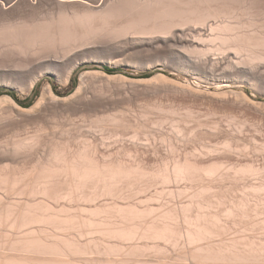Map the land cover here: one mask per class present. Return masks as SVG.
I'll return each mask as SVG.
<instances>
[{"label": "bare ground", "instance_id": "6f19581e", "mask_svg": "<svg viewBox=\"0 0 264 264\" xmlns=\"http://www.w3.org/2000/svg\"><path fill=\"white\" fill-rule=\"evenodd\" d=\"M262 7H264V0H0V87H10L21 94L28 95L31 94L38 82L47 74H51L61 86L66 87L74 71L81 64L96 60H104V62L107 61L116 65L118 63L121 64L123 61L125 62V60L135 62L136 64H143L145 60H149L151 63L154 61L153 64H155V61L159 63L164 62L173 68L174 71L176 70L184 74L187 78L186 80H188L187 84L177 83L178 81L171 83L174 81L170 80V82L169 79H166L162 75H156L147 80H130L121 75H107L102 71L84 70L85 72L79 76V85L76 90L64 98L56 95L50 82H46L43 85L37 101L29 108H22L9 96L10 94L0 96V264H264V210L258 207L260 204L257 203V205L252 200L256 198V201L260 202L262 198L260 196H264V176H262L264 175V163H256L260 165L243 163V165L239 164L240 161H238L240 155H242L240 154L242 153V148L247 149L248 147L247 144L241 142L244 139L238 138L242 135L243 128H245H242L241 125L245 126L244 124L248 121L250 122L245 111H248L249 108H253L254 112L256 110L257 112L264 110V102L262 103L263 105L260 103L255 104L244 91L237 92L231 89L232 84L237 85L239 83L240 85H247L253 92L264 94V32L261 29H258L261 32L253 31L257 30L255 29L256 25L254 26V22L257 19L260 20V18L255 20L254 18L256 17L253 15ZM260 13L262 14L261 11ZM257 16L259 17V15ZM233 18L234 20H232ZM229 20L235 22L237 26ZM262 21L264 22V20ZM238 24L240 27L244 25L248 27L247 25H249V27L252 26L253 28L254 26V29L252 30V28L248 27L249 31L246 28L242 30ZM263 25H261V28H263ZM257 26H259V23ZM129 64L132 65V63ZM149 65L151 66V64ZM93 79L94 81H96L95 79H103L107 83L109 81H119L125 85H131V87H136L138 84L149 85L154 82L155 85L152 88V92L157 90L156 87L159 86L157 84H160V80L163 82L162 86L165 84L167 89L171 83L168 91L170 90L174 96L179 97L181 105H196L194 108H198L197 104L204 105L202 107L207 106L208 109L205 108V110L207 109L206 113L209 110L211 114L198 119V122L200 120L201 123V119L205 117L210 116L209 118H213L212 116L216 113L222 115V117L227 116L228 122L227 117H225L227 123L229 121L232 123L241 121L239 129L236 128L235 130V126L231 122L227 124L221 121L223 122L221 124L220 119L222 117L220 118L216 114V117L219 116V121L210 124V133L215 134V132L221 131V125H232L233 127L229 126L222 130L224 131V143L221 147L219 140V144L217 140H214L219 145V148H216L217 145L214 142L215 148L206 150L205 146L203 147L204 151H210L209 153L215 151L214 154L211 153L210 155L208 153L207 155L212 156L213 159L215 153L219 157L224 152L230 153L228 156L233 157L231 154H237L238 148H240L237 146L238 144L242 143L247 147L240 144L243 147L241 148L242 150H239L241 152H238L240 155L237 154L236 161L238 163L230 161V163H227V160H225L227 161L225 163L224 160L222 162L217 159L215 161H203L206 158L204 157L203 159L201 157L203 151L202 145H200L201 149L198 147L201 153L195 151L197 146L193 147L194 151L193 148L191 149L193 153L195 152L194 154L197 153V159L193 156L194 154L192 155L194 159H191V150L190 152L189 150H184L186 157L183 158V146L181 147L180 144L182 145L187 138H182L183 143L181 142L184 126L179 127V125L183 124L184 122L182 121L185 120H183V117L182 119L180 118L181 114L179 113L183 108L179 107V111H177V108L175 109L174 106L176 104L179 105V103L175 104L174 100L171 103L173 105L174 102V108H171L174 109H172L173 111H176L172 113L177 115L178 112L179 118L176 117V119L177 121L179 119V122L175 121L177 125L175 123L172 124L176 115L174 119L170 120L173 116L170 113L172 110L168 108V118L166 116V111L168 110L164 106L166 110L164 112L163 108L165 120L169 119L170 123L162 121L158 124L162 126L165 124L166 126L167 124L171 125H168L166 128L171 130L170 135L173 138L179 136L178 139L181 142L179 143V148L182 149L177 151V148L172 147L174 146L173 144L169 146L173 140L174 144H178L175 143L176 140L178 142V139L172 140L169 134V136L162 135L160 139L161 143H159L164 146L166 145L165 141H168L170 143L168 144V148L171 147L172 150L174 148L178 154L182 152L180 155L183 157L178 158L174 156L177 159L172 157L171 160L168 159L169 161L166 159V162H164L165 159H162L164 161L160 166L155 165V162L154 164H149L141 158L137 160L138 157H135L134 154L136 158L133 157L134 162H126V160H131L130 158L133 155L130 156L132 152H129L131 151L129 149L132 148H129V151L126 149L127 147L125 148L127 144L124 140L130 141L132 140L131 137L133 139H140L136 132L137 137L132 132V136L129 135V138L126 136L127 139H121V142H124L125 146H120L122 144L121 142L120 144L118 143L120 140H116L113 137L118 144L117 146H120V148L118 147L119 150L115 144L116 142L112 141L113 138L112 140H108L111 143L114 142L115 145L112 146L117 148V153L114 150L111 155H104L103 153L101 154L102 151L99 152L101 146H106L103 143L108 139L106 135L109 132H104L103 130L106 131V129H101L98 126L106 123V127L112 124L114 128L118 126L123 128V125H127L125 123L127 119L124 118L126 121L124 120L125 122H123L122 115L126 116L128 114H125L124 110V113L118 110L120 111V113H117L118 115L113 113V115L116 114L115 116H111L112 112L110 115L107 111V115H105L108 117L105 116V118L103 115L102 118L100 115V120L97 117L99 115L96 116L98 112H94L96 114H93V116H96L97 119L96 117L92 118L93 124H90L92 123L90 121L89 127H82L77 130L79 132L81 129L80 132L85 134L84 131L86 129L85 132L88 130L91 134L90 136H92L94 133L91 132L95 129V125H97V128L93 132H99L98 128H100L101 135L103 134L102 136L104 137L105 134L106 136L104 140L107 138L105 141H102V144L99 143L101 140H99V136L97 135L99 133L94 134L98 136L97 140L99 141L97 142L93 139H96L94 135L90 140H86V138L78 137L77 134L78 139H84L85 141L74 147L75 144L73 143L72 145L70 140L73 141L75 138L73 136L71 137L72 139H67L71 136L67 130L75 126L68 125L70 127L67 130L68 126L64 127L65 129L63 130L60 128L62 130L61 133H65L63 132L64 130L67 132L68 136L66 133L62 134L66 135L67 138L63 139L64 136L60 135L62 140L54 141L52 138V141L51 138L47 137L51 142L48 146L45 145L44 147L48 149L46 154L42 156L43 153H41L40 157L37 155L36 159H32L37 154V151L32 156L31 152L36 150L34 148H38L39 144L42 145L40 143V134L44 131L41 130L42 124L38 125V128L41 126L39 131L36 128H34L36 132L33 134L32 131H29L32 135H29L30 133L28 132L27 136L20 137V132L18 134L11 132L16 135L13 134V137H10L11 139L4 140L3 136L7 132L19 129L22 124H29L31 122L42 123L47 116L50 119L49 115H55L58 112L60 113V111H68L82 106L87 107L93 113V111L102 105V102L98 98L87 96L89 95L87 94L89 93L87 92L88 88L93 87V91H95L94 86L90 85V83H94ZM158 80L160 81L159 83H157ZM166 82L168 85H166ZM202 85L215 86L216 89L210 91V88L204 89ZM103 86L108 85L104 84L101 87ZM159 88L161 89L162 87L160 86ZM100 89H97L99 97L103 93L99 91ZM146 90L148 91L149 88ZM159 91L158 93L161 92ZM154 94L156 93L154 92ZM124 96L127 97L126 94ZM120 98L122 99V97ZM161 98L163 97L161 96ZM148 103L147 105L145 104L146 107H148ZM156 103L157 100H155V103L153 101V104ZM140 104L138 103V105ZM162 104L158 103L155 106L157 108L158 105ZM141 106L137 107L138 111L141 108V111L146 113H142L141 115L144 114L146 117L149 112L154 111L155 107L154 105V107H148L149 109L152 107L153 111H148L147 113L148 108L146 109L145 107L142 110L144 105L143 107ZM169 106L171 105L169 104ZM160 108L162 107L160 106L157 109L158 112L155 109L156 111L153 113L156 114L151 113L148 116L150 122H152L150 117L153 115L160 114V117H164V115H161L163 112L161 111L160 113L159 111ZM190 108L192 107H185L184 110L188 111ZM125 109L129 111L128 106ZM201 109L204 111L203 108ZM184 110L182 111V116L183 113L186 114L187 112H184ZM133 111H135L134 108ZM136 112H132L131 114L134 113L135 115ZM195 112H197V109ZM198 112L196 116L190 111L189 113L191 114L187 112V115L194 118L198 116L199 118L198 114L201 116L204 113ZM139 113L136 117H139ZM119 114L122 119L116 117ZM237 115L241 117V120H239L240 117L236 120L235 117ZM67 116L64 119L65 121L61 119L64 117L60 119L66 122ZM145 116L139 117V121L141 118V121H146L147 118ZM190 116H187L189 117V122H191ZM70 117L69 119L67 118L69 121L71 120ZM128 117L129 114L127 115ZM156 117L159 118V116ZM249 117L253 118L251 115ZM261 117H263L262 114ZM58 118L56 117L55 120ZM81 118L85 119L84 115ZM155 118L152 120L158 122ZM229 118L232 119L230 120ZM55 120L52 119L51 123L55 124ZM61 120L60 122H62ZM86 120L81 121V126L88 125L85 122ZM160 120L164 119L160 118ZM262 120L260 119V121ZM139 121L137 122L139 123ZM187 121L185 122L186 129L187 126L198 124L192 121V124L189 123L188 125ZM73 122L71 120V122H66V124H72ZM203 122L201 123L202 125L205 124ZM138 123L136 126L141 124ZM200 123L197 125L198 128H202ZM251 123L250 125L254 124L257 126L259 122L255 124L256 122L253 123L251 119ZM48 124L53 125L50 124V120ZM133 124H131L132 127L135 126ZM144 124H147V122ZM158 124L156 128H158ZM235 124L238 126L239 123ZM259 124L258 127L261 128ZM34 125L37 127V124ZM141 125L139 128L143 131H151L148 128L146 130V127L144 128L143 126L144 130L141 128ZM153 125L149 127H155ZM162 126L159 128L164 130L165 128ZM171 127L174 128L171 129ZM185 127L184 130L186 131ZM203 127L202 129L207 132L209 123L206 126L207 130L205 126ZM250 127H248V130H251ZM88 128L93 129L90 132ZM231 128L236 131V134L233 130V132H229ZM252 128L255 129V127ZM134 129L136 128L134 127ZM153 129L151 132L154 131ZM195 129L197 130V127ZM195 129L193 131L189 129L193 134L191 131V133L189 132L190 134L184 132V137L191 135L188 136V141H190L192 135L193 137L196 136L194 134ZM50 130L55 129L50 128ZM113 130L110 131L113 132ZM47 131L46 134L49 133L50 135V132ZM114 131V134L118 135L116 129ZM165 131L166 129L163 132ZM245 131H247L246 128ZM148 133L142 136V138H147L149 143L153 139L151 135L157 137V134H160L157 133L155 136L152 133L148 135ZM52 134L50 135L51 137L54 136ZM111 134L109 133L108 137ZM141 134L140 131V136ZM186 134L188 135L186 136ZM247 134L245 133L246 136ZM259 134L256 136H261ZM117 135H115L116 138ZM208 135L206 134L207 138H209ZM111 137L109 138L111 139ZM214 137H217L216 134ZM5 138L7 139L6 136ZM251 138H248L250 142L255 140L253 136ZM136 139L131 141L134 145L133 149L137 152L136 155L147 146H149V149H153V147H150L151 143L148 145V142H143V144L142 139L138 143H142L143 145L138 144L136 142L138 139ZM238 139L241 140L240 143H238ZM212 140H207L210 142L209 147H213L211 146ZM47 141H45V144L48 143ZM156 141L159 140H156V138L152 140L153 146ZM198 142L200 144L202 141ZM98 143L101 145L100 147ZM128 143L130 144V142ZM258 144L260 145V142ZM258 144L256 147L251 146L254 149L257 148L258 152H260L259 148H261V145L259 146ZM130 145L132 146V144ZM208 145L207 142L206 147ZM158 146L160 147V145ZM162 146L160 147L161 149ZM262 146L264 147V142ZM156 147L155 149H157ZM252 147L251 150H253ZM165 148L163 147V149ZM262 148L261 152L264 151ZM45 149H43L44 151L42 150L44 153ZM108 151L105 150L103 152ZM247 151L249 152V149ZM247 151L245 150L244 152L248 153ZM146 152L148 151L146 150ZM151 152L156 153L155 155L158 157V152L152 150ZM188 152L190 155H188ZM254 152L258 153L255 150L250 153ZM261 152L260 155L264 154V152ZM126 153H128L130 158ZM153 153L151 154L154 155ZM166 153L168 152L166 151ZM169 153L172 156L175 155L173 154L175 152ZM119 154L126 156L128 159L124 157V161L123 157L120 158ZM140 154L144 155V153ZM147 155L149 157V152ZM163 155L166 156L167 154L164 153ZM260 155L258 153V157L262 156ZM144 156L142 157L143 159ZM164 156L160 157L164 158ZM153 157L155 158V156ZM258 157L256 158L258 159ZM252 161L255 162L253 158L250 162ZM259 174H261L263 181H255V183L254 181H249L250 178V180H253V177L255 179V177L260 176ZM246 176L252 177H248V179ZM244 177L245 181H243ZM247 179L248 181H246ZM257 180H260V178ZM241 181L246 183L243 184ZM182 182H184L185 186L183 189H180L182 191H179L178 187L180 184L178 186L177 183L182 184ZM172 183L176 184L174 189L177 187L176 190L178 191L176 192H179V195L173 189L172 191L166 189L167 191L169 190L166 192L168 196L170 195V201L167 199L168 196L165 195L166 192L164 194L162 188L164 185L166 188H168L167 186L172 188ZM158 184L159 188L161 185L163 186L160 191L158 189L159 192H156L154 189ZM152 187H154L152 190L155 191V194H153L154 192L151 194ZM239 188H243L247 192L243 194L242 189V194H239L240 197H236L235 193L238 194L237 189ZM146 191L150 192V194L145 197ZM234 191H236L234 195H230ZM162 192L166 197L160 203L158 198L163 195ZM180 193L185 196L181 197ZM139 194H143V196L140 195V198H144L139 199ZM173 194H177L183 202L185 201V197L186 199L188 198L186 200L187 203L185 202L186 204H182V206L174 203L172 205L167 204L169 201H176L173 198L175 197ZM177 195L176 198L179 201ZM9 197L16 198L8 199ZM134 197H136L134 200L138 198L139 201L137 203L136 201L135 203L131 202ZM250 197L253 198L251 199ZM164 199L168 200L167 203ZM172 199L175 201H172ZM152 200L159 204L157 203L158 205L154 206L155 202L150 203ZM251 200L253 203H251ZM255 232H260L259 235L262 237H258V234ZM174 248H178L179 250H175Z\"/></svg>", "mask_w": 264, "mask_h": 264}, {"label": "rangeland", "instance_id": "374dc122", "mask_svg": "<svg viewBox=\"0 0 264 264\" xmlns=\"http://www.w3.org/2000/svg\"><path fill=\"white\" fill-rule=\"evenodd\" d=\"M261 9H262V10H261ZM263 10H264V7L260 8V10L256 11V13L253 15L254 17H256V18L253 17L255 20H256L257 18H260V20H261V21H260V20L257 19V20L260 21V22H258L257 20H256V21H257V22H256V21L254 20V21H255V22H254V26L256 25V26H255V27H256L255 29H257V30H253V29H254V26H253V28H252V26L249 27V25H247L249 28H252L253 31L259 32L260 30L258 31V29H261V31L263 30L262 32H264V25H263L264 22L262 21V20H264V19H263V18H264V11H263ZM260 11L262 12V14L260 13ZM260 14H261V17H262V18L260 17ZM257 15H259V17H258ZM262 15H263V16H262ZM244 19H246V18L244 17ZM230 20H231V19H230ZM230 20H229V21H230ZM232 20H234V18H233ZM235 21H236V19H235ZM237 21H238V20H237ZM230 22H233V21H230ZM262 22H263V23H262ZM233 23H234V25H235V22H233ZM233 23H231V24H233ZM237 23H238V22H237ZM258 23H259V26H257ZM260 23H261V24H260ZM238 25H239V24H238ZM261 25H263V26H262L263 28H261ZM235 26H237V24H236ZM244 26H245V27H244ZM244 26L240 27V25H239V28L242 29V30H244V28H246L247 31H249L248 27H246V25H244ZM252 30H250V31H252ZM261 31H260V32H261ZM136 61H137V59H136ZM123 62H124V61H123ZM123 62H122L121 64L118 63L117 65H116V64H113V63H110V62H107V61L104 62V60H99V61L96 60V61L86 62V63L81 64V65H80V66L74 71V73H73V75L71 76V79H70V81H69V83H68V85H67L66 87L61 86L51 74H47V75H46L41 81L38 82V84L35 86L34 90L31 92V94H28V95H26V94H21V93H19L18 91L14 90L13 88H10V87H0V96H2V95H9V94H10L9 96H11V97L13 96L12 98H13L15 101L17 100L16 102H17L18 105H19V102L23 104V106L20 105L22 108H29V107H31L32 105H34L35 102L37 101V98L40 96V93H41V90H42L41 88L43 87V85H44L46 82H50L51 85H52V87H53V89H54V91H55V93H56V95H58L59 97L64 98V97H67V96L71 95V94L76 90V88H77L78 85H79V84H78V83H79V76H80V74H82V73L85 72V71H102V72H104V73L107 74V75H121V76H124V77H126V78H128V79H130V80H147V79H151V78H153V77L156 76V75H162V76H164L166 79H169V81H170V80H171V81H174V82H171V81H170L171 83H175V82H177V81H178L177 83H180V84H187V83H188V80H186L187 78L185 77L184 74H181L180 72H177L176 70L174 71L173 68H171L168 64H165L164 62H160V63H161V64H160L159 62H156V61H155V64H156V65H155V64H153L154 61H152V63H151V61H149V60H145V61L143 62L144 65H143V64H138V63H137V64H138V67H137V64H136L135 62H129V61H127V60H125L124 63H123ZM128 62H129V63H132V65H130ZM146 62H147V63H146ZM127 64H128V65H127ZM134 64H135L136 66H135ZM149 64H151V66H150ZM157 64H158V65H157ZM140 65H141V67H140ZM145 65H146V66H145ZM144 66H145V67H144ZM147 66H148V67H147ZM166 67H168V68H166ZM103 68H109V69L115 70V72H114L113 74H108V73H106V72L103 70ZM84 70H85V71H84ZM95 80H96V81H94V79H93L92 81H93L94 83H92L93 85L90 83V85H91V86H94V90H95L96 92L93 91V87H90V85H89L90 88H88V91H87V92H89V93H87V94H89V95H87V96H88V97H91V96H92V97H96V98H98V99L102 102V105L99 106V107L97 108V110L93 111V113H92L91 111H89L87 107H82V106H78L77 108H74V109L72 108V109L68 110L69 112H68L67 110H66L67 112H66V111H60V113L58 112V113H56L55 115L53 114L54 116H53V115H49V118H50V119H48V116H47L46 119L44 120V122H42V123H39V124H38V123H32V122H31V123H29V124H27V123L22 124L21 127H20L19 129H17V130L15 129V130H12V131H10V132H7V133L3 136L4 140H9L10 137H11V138L13 137V134H14V133H17V134H18V132H20V133H19V134H20V137H22V136L25 137V136H27L29 133H30L29 135H32L34 132H36V130L39 131L40 128H41V126H43L42 129H41V130H44L43 132H41L42 134L44 133V134H43V137H42V134H40V137L42 138V139L40 138V143H41L43 146L39 144V145H38L39 150H38V148H34V149H36V150H34V151L31 152V156H32V155L36 154V151H37V154L34 155V156L32 157V159H36L38 156L40 157L41 153H43L42 156L46 154V152H47L48 149H45V148H44L45 145L48 146L49 143L51 142V140L53 141V139H54V141H56V140L59 141V140L61 139V138H60V135L65 134V133H66L67 136H68V134H71V136H69L70 138H67L66 135H62V137L64 136L63 139L67 138V139L70 140V139H72L71 137L74 136L75 139H73V141H72V140H70V141H71V144H72V145H73V143L75 144V145H74V147H75L77 144L80 145L82 141H85V140H84L85 138H86V140H87V139L90 140L91 137H94V136L96 135L95 133H99L100 135L97 134L99 137H98V136H95L96 139L93 138L94 141L97 142V141H99V140L101 139V140H100L101 142L99 141V143H101V144L103 143L102 141H105L107 138H108V139H107L106 141H108V140H112L113 137H114L116 140L119 139L120 141H119L118 143L120 144V142L122 141L121 139H124V138L127 139V137L129 138L130 136H132V134H133L134 136H136V133L139 135L138 137L140 138V139L137 138L138 140H137L136 138H134V139L137 140V141L135 140L137 143H138L139 140L141 141L142 139H143L142 143H143V142H144V143H145V142H146V143H147V142L149 143V140H147V138H142V136L147 135L146 133H148V131H149L148 135L151 134V133L154 134L155 136H156L157 133H160V134H161V135H160V134H157V137H154V136L151 135V137H152L154 140H155V138H156V140H159V141H156V143H155L154 146H153V142H154V141L152 142L153 139H152V140L150 139V140H151L150 143L152 144L150 147H153V149H151V148L149 149V146H147V147H148V148L146 147L147 149L144 148V150H142V152H138V155H136L137 152L135 151V149H133V148H134V147H133L134 145H133V143L131 142L132 140H134L132 137H131L132 140H130V141L124 140L125 143L127 144L126 146H125V143H124V142H123V143L121 142L122 144H120V146L122 145V146H125V148L127 147V148H126L127 150H128L129 148H132V149H129V150H131V151L128 150L129 152H132V153H131V154H130L129 152H128V153L130 154V156L134 154L135 157H138L137 160H139V159L141 158L142 160H144L145 162H148L149 164H150V163H151V164H154V162H155V165L160 166V165L162 164V162L164 161V160L162 161V159H165L164 162H166L168 159L171 160L172 157H173V158H176V157H174V156H177L178 158H179V157L182 158L183 156L180 155L182 152H183L182 155H184V152H185V151H188V150H189V152H190V150H191L193 147H196V146H197L196 149H198V150L195 149L196 152H197V151H198V152L201 151V150H199V148H198V147H200V145H202V149H203V147L205 146L204 148H206V150H207V149L209 150V148H211V149H212V148H215L214 145H213L214 140H215V141L217 140V143H218V144H219V141H220L221 144H219V145H220V147H221V145L224 143V142H223V136H224L223 133H224V131H222V130L228 128L229 126H231V127L235 126L234 129L236 130V128L239 129V125H241V124H240L241 121H240V122H239V121L236 122L235 119H234L235 123H239L238 126H237V124H235L234 122L232 123L231 121H229V123H227V122H228V117H227V116H223V117H222V115L216 113L217 115L220 116V118L222 117V118H221L222 120L220 119V122H221V121L226 122L225 117H227V118H226V119H227V122H226V123H227V124H230V122H231L232 125L234 124L233 126H232V125L225 126V125H221V124H223V122H221L220 125H221V127H222V129H221L222 134H221V131H218L219 133H218V132H217V133L220 135V136H219V135L215 132V134H216V136H217V137H216L217 139H216V138L214 137L215 134H214V133H213V134L210 133V132H211V129H210V126H211V125H210V124L213 123V122H216V121L218 122V121H219V116H217V117H218V118H217V117H216V114L213 113L214 115H213V114H212L213 116L211 115L213 118H209V117H210V116H209V117H207V118L205 117V118L201 119L202 122L205 121V122H203V123L206 124V125H205V124L202 125V124H201L202 122L200 123V120H199V122H198L197 120L200 119V118H202V117H204L205 115L208 116V114H209V115L211 114V112H210L209 110H208V111H209L210 113H209L208 111H207V113H206V110L208 109L207 106H206V107H202V106H204V105H198V104H197V106H198V108H199V109H198L197 107L194 108V106H196V105H192V104H190L189 106L181 105L179 97H178V96H174V94H172V92H171L170 90L168 91V89L170 88V84H171V83L169 84L168 89H167V87L165 86V84H163V86H162V83H163L162 80H160L161 82L158 80V82H157V81H156V82H157V83L160 82V84H157V83H156V84L159 85V86L156 85V86L158 87V88L156 87L157 90L155 89L156 91H153V92H152V88H154V85H155L154 82H153V84H149V83H148L149 85H147V84H141V85H142V86H141L140 84H138V85H136V87H135V86H132V87H131V85H130V86H129L128 84L125 85V84H123V83H121V82H119V81H112V82L109 81L110 83H109V82L107 83V81H105V80H103V79H99V80L101 81V83H100V81H99L98 79H95ZM104 81H105V83H104ZM95 83H96V84H95ZM102 83H104L105 85L107 84L108 86H105V87L103 86V87H101L102 85H104V84H102ZM118 83H119V84H118ZM150 83H152V82H150ZM164 83H165V82H164ZM98 85H101V86H98ZM123 85H124V86H123ZM144 85H145V86H144ZM146 85H147V86H146ZM166 85H168L167 82H166ZM95 86L97 87V89L102 88V89L99 90L101 93H102V92H103V93L105 92L106 94H107V93H108V94L106 95V94L104 93V94H105V96H104V94L102 93L103 95L101 94L102 96L100 95V97H99V95H98L99 92L97 91V89H96ZM139 86H140V88H138ZM148 86H149V87H148ZM150 86H151V87H150ZM152 86H153V87H152ZM160 86L162 87V88H161L162 90L159 88ZM202 86L204 87V89H209V88H210V89H209L210 91H213V90L216 89L215 86H205V85H202ZM99 87H100V88H99ZM130 87H131L132 89H131ZM164 87H166V89H164ZM241 87H242V88H241ZM129 88H130V89H129ZM145 88H146V89L149 88V90L147 91ZM89 89H90V90H89ZM91 89H92V91H91ZM139 89H140L141 91H140ZM163 89H164V90H163ZM231 89H232L233 91H237V92H239V91H244V93H245V94L250 98V100H251L253 103H255V104H257V103L262 104V103L264 102V94H261V93L258 94L257 92H253V90H252V89H249V87H248L247 85H245V84H241V85H240L239 83H238L237 85H236V84H232V85H231ZM102 90H103V91H102ZM108 90H109V91H108ZM145 90H146V91H145ZM158 90H160L161 92L159 91L160 93H158ZM164 91H166V93H167V91H168V93L166 94V93H164ZM91 92H92V93H91ZM110 92H111V93H110ZM130 92H131V93H130ZM132 92H133V93H132ZM149 92H151V94H149ZM154 92H155L156 94H154ZM162 92H163V93H162ZM96 93H97L98 96L96 95ZM109 93H110V94H109ZM135 93H136V94H135ZM144 93H145V94H144ZM152 93H153L156 97H155ZM157 93H158L159 96L157 95ZM169 93H170L171 95H170ZM93 94L96 95V96H94ZM125 94H126L127 97L124 96ZM147 94H148V95H147ZM162 94H163V95H162ZM260 94H261V95H260ZM25 95H26V96H25ZM145 95H146V96H145ZM151 95H152V96H151ZM165 95H167V96H165ZM172 95H173V96H172ZM259 95H260V96H259ZM153 96H154V98H153ZM161 96H162L163 98H161ZM14 97H15V98H14ZM92 97H91V98H92ZM104 97H105V98H104ZM111 97H112V98H111ZM113 97H114V98H113ZM115 97H116V98H115ZM120 97H122V99H121ZM123 97H124V98H123ZM151 97H152V98H151ZM157 97H158V98H157ZM159 97H160V98H159ZM165 97H167L169 101H168L167 98H165ZM174 97L176 98V100H175ZM254 97H255L256 99H255ZM134 98H135V99H134ZM156 98H157V99H156ZM172 98H173V99H172ZM130 99H131V100H130ZM162 99H163V100H162ZM164 99H165V100H164ZM108 100H109V101H108ZM117 100H118V101H117ZM141 100H142L143 102H142ZM151 100H152V101H151ZM155 100H157V103H156V104H153V101H154V103H155ZM173 100H174L175 104H176V103H179V105L176 104L177 107L174 106L175 109L177 108V109H176L177 111H179V107L183 108V110L185 109V107H186V108H187V107H188V108H189V107H192V108H190V110H188V111H187V110H184V112L187 111V112L189 113V111H190V112H193V113H194L196 109H197V112H198V110H199L200 113H201V112H204V113H203L204 115L202 114L203 116H202V115L200 116V114H198V115H199V118H198V116H197V118H196V117L194 118L193 116L187 115V112H186V114L183 113V116H182V111H183V110L181 111V109H180V111H181V112H179V113L181 114V117H180V118L182 119V117H183V120H185V121H182V122L185 123V122L188 120V121H187V122H188V123H187L188 125H189V123L192 124V121H193V123H198V124L200 123V124L202 125V126H201L202 128H204L203 126H205V128H206V126H208V123H209V129H208L207 132H206L204 129H202V128H198V126H197L198 124H197V125H194V124H193L192 126H189V127L187 126V129H186V127H185L186 123H185V124L183 123V124H180V125H179V127H183V126H184L185 129H186V131H185V130H184V127H183V130H184V131L182 130V134H183V135L181 134L183 137H181V135H180L181 140H182V141H181L182 143H183V139H184V138H185V139L187 138L186 140L188 141V139H189L188 136H191V135L186 134V136H187V135H188V136H187V137H184V135H185L184 132H186V133L188 132V133H189V132L191 131V130H189V129H192V131H193V129H195V127H197V130L199 131V134H198V131L195 129V130H194V131H195L194 134H196V136L193 137V135H192V137H191L192 140L190 139V141H188V142L185 140L186 143H185V141H184L185 145H186V146L188 145V147H186V146L184 145V143H183L182 145L180 144L181 147L183 146V150H182V152L180 151L181 153H179V154L174 150V148H175V149L177 148V149H176L177 151H179L180 149H182V148H179V143H181L180 140L178 139L179 136L173 138V136L170 135L171 130H170L169 128H166V127H168V125H170V124H167V126H166V124L163 125V126L158 124L159 122H162V121H166V123H170L169 119H168V120H165L164 112H165L166 110H168V108H171V107H173V105H175L174 102H173V105L171 104ZM104 101H105V102H104ZM111 101H112V102H111ZM150 101L152 102V104H151ZM158 101H159V102H158ZM160 101H162V102L160 103ZM164 101H165V102H164ZM178 101H179V102H178ZM259 101H260V102H259ZM134 102H135L136 104H135ZM148 102H149L150 104H149ZM116 103H117V104H116ZM128 103H129V105H128ZM138 103H139V104H140V103H144V104H140V105H142L141 107H143V105H144V108H142V110L145 109L147 103H148V107H149V108H150V106L154 107V106L157 105L158 103H159V104H162V103H163L164 105H163V104H162V105H158L157 108H156V106H155L153 110L156 111V110L159 109V107L161 106L162 108H160V110H159L160 113H161V111L163 112V108H164V106H165V107H166V110H165V108H164V112H163V114L161 113V115H164V117H163V116L160 117V114H157V115H156V116H159V118H157L155 115H153V116H151V117H154V118L156 117L155 119H157L158 122H156V121L154 122V121H153L154 118H151V117H150V120H151L152 122H150L149 119H148V116H150L151 113H152V114H156V113H153L154 111L152 110V107H151V109H149L148 107H146V109L148 108L147 113H148V111H153V112H149V114H147V117H146L144 114L141 115L142 113H145V112H142V111H141V108H140V111H138V108H137V107H140V105H138ZM165 103H166V104H165ZM167 103H169L171 106H169V104L167 105ZM115 104H116V105H115ZM145 104H146V105H145ZM263 104H264V103H263ZM263 104H262V105H263ZM153 105H154V106H153ZM191 105H192V106H191ZM127 106H128V108H129V111H130V112H129V111H126L127 109H125V108H126ZM184 106H185V107H184ZM199 106H200V107H199ZM121 107H123V108L125 107V108L123 109V108H121ZM131 107H133L135 111H133V108H131ZM174 107H173V108H174ZM130 108H131L132 110H131ZM173 108H171V109H169V110H172ZM201 108H203L204 111H203ZM205 108H207V109L205 110ZM98 109H99V110H98ZM100 109H102V110H100ZM121 109H122V110H121ZM136 109H137V110H136ZM155 109H156V110H155ZM161 109H162V110H161ZM192 109H193V110H192ZM104 110H105V111H104ZM118 110H120L122 113H124V111H125V114H126V113L129 114V117H128L129 119L127 118V115H128V114H127L126 116L122 115L123 119L121 118L120 114H119V116H116L117 118H121V119L123 120V122L126 121L124 118L127 119V121H126L125 123H127L128 126H127L125 123H123V124H125V125H123V126H124V127L126 126V128H124V127L122 128V127H119V126L114 128V126H113L112 124H111V125H108V126L106 127V125H105L106 123L104 124L105 126H104V125H99V126H98V127H101V129H106V131L103 130L104 132L112 133V134H113V135L111 134L112 137H111V135H109V137H111V139L108 137V134H109V133H107V135H106L107 138L104 140V138H105L106 136H105V134H104V137L102 136L103 134L101 135L100 130H99L100 128H98V131H99V132H93V131H95V129L97 128V127H96L97 125H95V127H94L95 129H94L92 132H91V129H93V128H91V129L88 128V129L90 130L91 133H94V134H95V135L92 134V136H90L91 134L89 133L88 130H87L88 133L85 132L86 129H85V131L82 130V131H84L85 134H83V132H80L81 129H80L79 132L77 131L79 128H82V127L87 128V127H89V126H90V125H89V122H90V121H92V123H90V124H93V120H92L93 117H96L97 115H99V116H97V117H99V120H100V115H101V117H102L103 115H104L103 117H105V116L107 115V113L110 114L111 112H112V115H111V114H110V115H111V116H115L117 113H120V111H118ZM123 110H124V111H123ZM169 110L166 111V112L168 113ZM173 110H174V109H173ZM173 110H172L170 113H172V112L174 113V112L176 111V110H175V111H173ZM191 110H192V111H191ZM252 110H253V111H252ZM84 111H85V112H84ZM101 111H102V112H101ZM107 111H108V112H107ZM109 111H110V112H109ZM116 111H117V112H116ZM136 111H137V112H136ZM145 111H146V110H145ZM248 111H250V112H248ZM248 111H245V112L247 113V115H248V120H250V122L247 120L248 122H247L246 124H244L245 126L241 125L242 128L245 127L247 131H245V128H243L244 131H243L241 134H242V135L244 134V135H243V136L241 135V136H242V137L240 136L241 138L238 137L239 139H244V140H242V141L238 139V143H240V141H241L242 143L247 144L248 147H247L245 144H242V143H240V144H242L243 146H246L247 149H245V148H244L242 145H240V144H238V145L236 144V145H237L238 147H240V148L237 147L239 150H242V149L244 150V149H245V150L247 151V150L249 149V152L247 151L248 153H246V152H244L245 150H244V151L242 150V153H240V154H242V155H240V154H238V152H241V151L238 150L237 154L240 155V158L238 159V161H240L239 164H243V163H244V164H245V163H246V164H247V163H248V164H249V163H254L255 165H258L259 163L256 164L257 162H260L261 164H263V163H264V156H263L264 154H261V155L263 156V157H262V156L260 155V152H261V148L263 147V146H262V143L264 142V136H262V135H264V134H263V132H264V127H263V126H264V115H263L264 112H263V111H264V110H261L262 112H261V111H258L259 114L261 113L263 117H261V114H260V116H259L257 110H256V112H254V109H253V108H249ZM251 111H252V112H251ZM86 112H87V113H86ZM94 112H98V113L96 114V113H94ZM106 112H107V113H106ZM132 112H136L135 115H134V113L131 114ZM139 112H141V113H139ZM156 112H158V110H157ZM197 112H195V113H194L195 115H194V114H193V115L196 116V115H197ZM199 112H198V113H199ZM81 113H82V114H81ZM85 113H86V114H85ZM101 113H102V114H101ZM113 113H116V114L113 115ZM122 113H121V114H122ZM138 113L141 115V116L139 115V117H142V116L144 117V116H145V117L147 118V119L144 118V119H146V121H145V120H144V121H141L142 118H141L140 121H139V117H136V115H138ZM167 113H166V116L168 117L169 113H168V114H167ZM173 113L171 114V115H173V116H172V117L170 116V117H171L170 120H172V118L174 119V116L176 115V114H173ZM205 113H206V114H205ZM246 113H245V114H246ZM248 113H249V114H248ZM59 114H60V115H59ZM64 114H65L66 116L68 115V116H67L68 119H69V117L71 116L72 118L70 117V119H71L72 121H74L72 124H75V125H72V124H70V123L66 124V122H71V120L69 121V120L66 118V122H64V121H65L64 119H65V117H66ZM80 114H81V116H80ZM88 114H90V115H88ZM91 114H92V115H91ZM93 114H94V115L96 114V116H93ZM105 114H106V115H105ZM109 114H108V115H109ZM145 114H146V113H145ZM189 114H191V113H189ZM57 115H58V116H57ZM62 115H64V116H62ZM83 115H84V118H85V119L89 120V121H87V120L85 121V122H87L88 125H85V123H84L85 126H83V125L81 126V124H82V122H83L82 120H85V119H82V118H81ZM87 115H88V117H87ZM110 115H109V116H110ZM117 115H118V114H117ZM131 115H132V116H131ZM133 115H134V116H133ZM185 115H186V116H185ZM250 115H251V117H253V118H250V117H249ZM59 116H60V117H59ZM90 116H91V118H89ZM130 116H131V117H130ZM178 116H179V115H178V112H177V115L175 116V119L172 121V122H173L172 124H174L175 121H177L176 117H178ZM184 116H185V118H184ZM187 116H190V120H191V122H189V117H187ZM214 116H215V117H214ZM237 116H238V117H237ZM237 116L235 117L236 120H237V118L240 117L239 115H237ZM51 117H52V118H51ZM56 117H57V118L59 117V118H58L59 120L57 119V120H58V123H57L58 126L56 125V122H57V120H55ZM61 117H64V118H61ZM79 117H80V118H79ZM97 117H96V119H97ZM103 117H102V118H103ZM106 117H108V116H106ZM106 117H105V118H106ZM133 117H134V118H133ZM167 117H166V119H167ZM192 117H193L194 120L192 119ZM259 117H260V118H259ZM60 118H61L62 120H64V121H62ZM88 118H89V119H88ZM105 118H104V119H105ZM131 118H132V120H131ZM160 118H161V119L163 118L164 120H160ZM168 118H169V117H168ZM178 118H179V117H178ZM47 119H48V120H47ZM52 119L55 120V122L53 121L55 124L51 123V122H52V121H51ZM79 119H80V120H79ZM81 119H82V120H81ZM90 119H91V120H90ZM104 119H103V122H104ZM152 119H153V120H152ZM186 119H187V120H186ZM223 119H224L225 121H224ZM229 119H230V118H229ZM231 119H232V118H231ZM231 119H230V120H231ZM251 119H252V122H253V123L256 122L255 124H257V123L259 122L260 124H259V123H258V124H259V126H261V128L258 127V124H257V126L254 125V124H253V125H250V123H251ZM260 119H263V120H262L263 122L260 121ZM49 120H50V124H53V125H49V124H48ZM60 120H61L64 124H63L62 122H60ZM78 120H79V121H78ZM124 120H125V121H124ZM133 120H134V121H133ZM135 120L139 121V123H141L142 125L139 124V123L136 121V122L139 124V125L136 126L137 123L135 122ZM147 120H148V121H147ZM159 120H160V121H159ZM211 120H212V121H211ZM239 120H241V117H240ZM46 121H47V124H46ZM77 121H78V122H77ZM81 121H82V122H81ZM129 121H130V122H129ZM167 121H168V122H167ZM206 121H208V123H206ZM242 121H243V119H242ZM80 122H81V123H80ZM103 122H102V123H103ZM105 122H107L106 119H105ZM133 122H134L135 126L132 127L131 124H133ZM145 122H147V124H149V125L144 124ZM148 122H149V123H148ZM177 122H179V119H178ZM177 122L175 123L176 125H177ZM261 122H262V124H261ZM61 123H62V124H61ZM102 123H101V124H102ZM130 123H131V124H130ZM151 123H152V124H151ZM154 123H155V124L157 123V124L159 125L158 128H156L157 124L155 125ZM226 123H225V124H226ZM34 124H37V127H36ZM40 124H42V125L40 126V128H38V125H40ZM65 124H66V125H65ZM107 124H108V122H107ZM129 124H130V125H129ZM134 124H133V125H134ZM143 124H144V125H143ZM153 124L155 125V127H153V128H156V129H153V128L149 127V126H151V125H153ZM163 124H164V123H163ZM227 124H226V125H227ZM251 124H252V123H251ZM25 125L27 126V129L29 128L28 130L26 129V126H25ZM68 125L73 126V127H74V126H75V127L77 126L78 128L76 127V129H75V127H74V128L71 127L72 129H69L70 126H68ZM78 125H79V126H78ZM140 125H141V128H143V126H144V128L146 127V130H147V128H148V129H151V131H152V129H153L154 131L151 132L150 130H147V132H145V131H143L142 129L139 128ZM154 125H153V126H154ZM182 125H183V126H182ZM247 125H248V126H247ZM30 126H32V127H30ZM33 126H35V127H33ZM55 126H56V128H55ZM59 126H60V127H59ZM62 126H63V127H62ZM67 126H68V128H66ZM112 126H113V128H112ZM129 126H131V127H129ZM160 126H162L163 128H165L167 132H166V131L163 132L165 129H164V130H163L162 128L160 129V128H159ZM170 126H171V125H170ZM170 126H169V127H170ZM172 126H173V125H172ZM194 126H195V127H194ZM236 126H237V127H236ZM249 126H251V127H250L251 130H248V129H249V128H248ZM45 127H46V128H45ZM47 127H48V128H47ZM64 127L66 128V130L69 129V130H67L68 134H67V132H66L65 130L63 131V132H65V133H61L62 130L65 129ZM128 127H129V128H128ZM134 127H135L136 129H134ZM137 127H138L139 130L137 129ZM252 127H255V129L252 128ZM32 128H33V129H32ZM34 128H36V130H35ZM50 128L55 129V130H50ZM58 128H59V130H57ZM60 128H61L62 130H61ZM107 128H108L109 130H108ZM144 128H143V129H144ZM173 128H174V127H173ZM173 128L171 127V129H173ZM242 128H241V129H242ZM257 128H258V129H257ZM259 128H260V129H259ZM262 128H263V129H262ZM20 129H21V130H20ZM22 129H24V130H22ZM113 129H114V130L116 129V133H118L119 137H120V135H121L120 138L118 137L117 134H114L115 131H114ZM118 129H119V131H118ZM121 129H123V130H121ZM159 129H160V130H159ZM200 129H202V130L200 131ZM243 129H242V130H243ZM261 129H262V130H261ZM45 130H46V131L48 130V131L50 132V135L53 133L52 135H54V136L51 137V136L49 135V133L46 134V131H45ZM60 130H61V131H60ZM70 130H71V131H70ZM107 130H108V131H107ZM110 130H113V132H111ZM120 130H121V131H120ZM124 130H125V131H124ZM128 130H129V132H128ZM133 130H134V131H133ZM135 130H136V131H135ZM144 130H145V129H144ZM168 130H169V131H168ZM206 130H207V128H206ZM209 130H210V131H209ZM228 130H229V129H228ZM232 130H233V128H231V129L229 130V132H231ZM235 130H233V131H235ZM252 130H253V131H252ZM255 130H257V131H255ZM260 130H261V131H260ZM15 131H16V132H15ZM21 131H22V132H21ZM25 131H26L27 134H26V133H24V134H26V135L23 134V132H25ZM29 131H32V134H31V132H29ZM48 131H47V132H48ZM52 131H54V132H52ZM55 131H56V133H55ZM74 131H75V132H74ZM122 131H124V132H122ZM140 131H141V133H142L141 136H140ZM142 131L144 132V134H143ZM155 131H157V132L155 133ZM159 131H161V132H159ZM192 131H191V132H192ZM196 131H197V133H196ZM225 131H227V130H225ZM233 131H232V132H233ZM254 131H255L257 134H259V131H260V134H259V135H261V136H256L257 134H256ZM11 132H14V133H11ZM28 132H29V133H28ZM51 132H52V133H51ZM132 132H133V133H132ZM135 132H136V133H135ZM138 132H139V133H138ZM168 132H169V133H168ZM191 132H190V133H191ZM203 132H205V133L203 134ZM244 132H245L246 134H247V132H248L249 136H248V134H247V136H246ZM54 133H55V134H54ZM59 133H61V134H59ZM75 133H76V134H75ZM79 133H81V134H79ZM126 133H128V134H126ZM131 133H132V134H131ZM173 133H174V132H173ZM173 133H172V134H173ZM190 133H189V134H190ZM8 134H9V135H8ZM11 134H12V136H10ZM21 134H22V135H21ZM77 134H78V137H80V138H84V139H80V138L78 139ZM123 134H124V136H123ZM164 134H165V135H164ZM168 134L170 135V137H171L172 140H173V139H175V140L178 139V142H177V140L175 141V143H178V144H174V140H173V141L171 142V144L168 143V141H165L166 145H164V144L162 143V144L164 145V146H162V145L160 144V143H161V142H160V141H161L160 139L162 138V135H164V136H166V135L169 136ZM192 134H193V132H192ZM197 134H198V135H197ZM201 134H202V135H201ZM206 134H209V135H208L209 138H207ZM211 134H212L213 136H212ZM235 134H236V131H235ZM250 134H252L253 138H254L255 140H257V141L253 140V141H255V143H253V141L250 142V139H248V138H251V137H252V136H250ZM253 134H256V135H253ZM14 135H16V134H14ZM57 135H58V136H57ZM79 135H81V136H79ZM87 135H88V136H87ZM93 135H94V136H93ZM115 135H117V138L115 137ZM129 135H130V136H129ZM173 135H174V134H173ZM204 135H205V136H204ZM5 136L7 137V139L5 138ZM65 136H66V137H65ZM83 136H84V137H83ZM89 136H90V138H89ZM100 136H101V138H100ZM122 136H123V138H122ZM126 136H127V137H126ZM158 136H161V137H158ZM203 136H204L205 138H204ZM245 136H246V140H245ZM17 137H19V136L17 135ZM47 137L51 138V140H50L49 138H47ZM57 137H58V139H57ZM87 137H88V138H87ZM97 137L99 138V140H97V139H98ZM136 137H137V136H136ZM148 137L150 138V136H148ZM196 137H197V138H196ZM220 137H221V138H220ZM243 137H244V138H243ZM261 137H262V138H261ZM11 138H10V139H11ZM46 138H47V139H46ZM52 138H53V139H52ZM114 138H113L112 141L116 142V141L114 140ZM141 138H142V139H141ZM158 138H159V139H158ZM182 138H183V139H182ZM194 138H196L198 141H202V142H200V144H199V142H198L196 139H194ZM198 138H199V139H198ZM200 138H201V140H200ZM211 138H212V139L215 138V139L212 140ZM93 139H92V140H93ZM102 139H103V140H102ZM193 139H194V140H193ZM202 139H204V140H202ZM220 139H222V140H220ZM251 139H252V138H251ZM261 139L263 140V142H262ZM47 140H48V141H47ZM61 140H62V139H61ZM75 140H76V141H75ZM79 140H80V141H79ZM145 140H147V141H145ZM162 140H163V139H162ZM195 140H196L197 143L195 142ZM207 140H209V141L212 140V144H211V146H213V147H209V146H210V142L207 141ZM218 140H219V141H218ZM248 140H249V141H248ZM45 141H47L48 143L45 144ZM77 141H78V143H77ZM106 141H105V143H103V144H106V146H105V145H104V146H101V145H99V143H98L99 147L101 146L100 148H104V149H100V148H99V152L102 151L101 154L103 153L104 155H108V154L111 155V154L113 153V150H114V151L117 153L118 150H119V148H120V146H117V145H118L117 142H116L115 144H116L117 148L119 147L118 150H117L116 147L112 146V145H115L114 142L111 143V141H108V143H106ZM135 141H134V142H135ZM169 141H170V140H169ZM206 141H207L208 144H209V145L207 146L208 148L206 147V144H207ZM243 141H245V142H243ZM75 142H76V143H75ZM109 142H110V143H109ZM128 142H130V144H132V146H131ZM159 142H160V143H159ZM203 142H206V143L201 144V143H203ZM246 142H247V143H246ZM256 142H258V143L260 142V145H261V148H259V149H260V152H258L259 150H258L257 148L254 149V148L252 147V146H254V147L257 146L258 143H256ZM79 143H80V144H79ZM142 143H138V144H142ZM144 143H143V144H144ZM150 143H149L148 145H150ZM158 143H159V144H158ZM214 143H215V145H217L216 142H214ZM252 143H253V144H252ZM108 144H111V145H108ZM143 144H142V145H143ZM157 144L160 145V147L162 146V149H161ZM168 144H170L169 146H172V144L174 145V146H172V147H174L173 150H172V148L170 147L171 150L169 151L170 148H168ZM193 144H194V145H193ZM195 144H196V145H195ZM248 144H250V145H248ZM254 144H255V145H254ZM128 145H129L130 147H129ZM175 145H176V146H175ZM191 145H193V146H191ZM198 145H199V146H198ZM219 145H217L216 148H219V147H218ZM251 145H252V146H251ZM258 145H259V144H258ZM260 145H259V146H260ZM41 146H42L43 148H42ZM144 146H146V145H144ZM156 146H158V147H156ZM165 146H166V148H165ZM184 146H185L186 148H185ZM106 147H107V148H106ZM141 147H142V146H141ZM155 147H156L157 149H158V148H159V149L157 150V149H155ZM163 147H164L165 149H163ZM242 147H243V148H242ZM249 147H250V148H249ZM251 147H252L253 150H255L256 152H258L259 155H260L261 157H258V153H255V152H254V153H250V152L253 151V150H251ZM41 148H42V149H41ZM46 148H48V147H46ZM241 148H242V149H241ZM43 149H45V153L43 152V151H44ZM200 149H201V147H200ZM256 149H257V150H256ZM263 149H264V147L262 148V150H263ZM42 150H43V151H42ZM105 150H109V151H108L109 153H108V152H103V151H105ZM116 150H117V151H116ZM133 150H134V152H133ZM146 150L149 152V157H148V155H147L148 152H146ZM151 150L154 151V152H158V157H156V155H155L156 153L151 152ZM156 150H157V151H156ZM164 150H166L168 153H166V151L164 152ZM184 150H185V151H184ZM206 150L204 151V149H203V151H202V156H201V157H203V159H204V157L206 158V159H204L203 161H206V160H207V161H215V159H217V160H220V161H222V160H224V161L227 160L228 162L225 161V163H226V162H227V163H230V162H232V163H238V161H236V160H237V154H235V153H232V154H231V155H233V157H232V156H231V157L228 156V155H230V153H224V152H223V153H221V154H223L224 156L220 154L219 157H218V155H216L217 153H215V155H213V156H215V157H213V159H212V156H210V155H211V153L214 154L215 151H214V152L212 151L211 153H209L210 151L207 152ZM39 151H40V152H39ZM41 151H42V152H41ZM191 151H192V150H191ZM193 151H194V148H193ZM193 151L190 152V153H191V159H194V158L192 157V155H193L195 152L193 153ZM115 152H114V153H115ZM162 152H164V153L167 154L168 156H167V155L164 156V155H163L164 153H162ZM169 152H172V153L175 152V153H173V154H175V155L172 156V155H170ZM189 152H188V155H190ZM203 152H204V153L207 152L206 155H204ZM217 152H218V151H217ZM221 152H222V151H221ZM235 152H236V151H235ZM243 152H244V153H243ZM263 152H264V151H263ZM263 152H261V153H263ZM32 153H33V154H32ZM116 153H115V154H116ZM128 153H126V154L128 155ZM140 153H144V155H146V156H144L143 154H140ZM146 153H147V154H146ZM151 153H153L154 155H152ZM159 153H160V154H159ZM176 153H177L178 155H177ZM185 153H186V152H185ZM200 153H201V152H200ZM200 153H199V154H200ZM208 153H209L210 155H207ZM245 153L248 154V155L250 154L249 157H248V155H247V157H245V155H246ZM122 154H123V153H122ZM126 154H125V155H126ZM150 154H151L152 156H151ZM196 154H197V153H196ZM196 154L193 155V156L196 157L195 159H197V155H196ZM199 154H198V156L200 157ZM226 154H227V155H226ZM243 154H244V156H243ZM252 154H257V155H252ZM37 155H38V156H37ZM113 155H114V154H113ZM119 155H120V154H119ZM134 155L131 156V158H130L129 155H128V157H129L131 160H129L130 162L126 160V162H128V163L134 162V160H133ZM142 155L144 156V159L142 158V157H143ZM159 155H160L161 157L164 156V158H161ZM162 155H163V156H162ZM179 155H180V156H179ZM186 155H187V154H186ZM188 155H187V156H188ZM203 155H204V156H203ZM235 155H236V157H235ZM42 156H41V157H42ZM141 156H142V157H141ZM153 156H155V158H154ZM170 156H171V157H170ZM207 156H209V157H207ZM216 156H217L218 158H217ZM241 156H242V158H244L243 160H242ZM122 157H123V158H122ZM124 157H125V159H128L126 156H124V155L121 156V155H120V158L124 159ZM135 157H134V158H135ZM152 157H153V158H152ZM165 157H166V158H165ZM167 157H168V158H167ZM185 157H186V156L184 155L183 158H185ZM199 157H198V159H199ZM220 157H221V158H220ZM238 157H239V156H238ZM250 157H251V158H250ZM256 157H258V159H257ZM147 158H149V159H147ZM156 158H157V159H156ZM209 158H210V159H209ZM224 158H225V159H224ZM247 158H250V159H247ZM252 158H253V160H255V162H253V161L250 162V160H252ZM262 158H263V160H262ZM125 159H124V161H125ZM135 159H136V158H135ZM166 159H167V160H166ZM176 159H177V158H176ZM201 159H202V158H201ZM234 159H235V160H234ZM132 160H133V161H132ZM152 160H154V161H152ZM156 160H157V162H156ZM160 160H161V161H160ZM169 160H168V161H169ZM233 160H234V161H233ZM256 160H257V161H256ZM258 160H259V161H258ZM159 161H160V163H158ZM201 161H202V160H201ZM207 161H206V162H207ZM224 161H222V162H224ZM229 161H230V162H229ZM235 161H236V162H235ZM261 161H262V162H261ZM135 162H136V160H135ZM244 164H243V165H244ZM259 165H260V164H259ZM263 173H264V172H263ZM263 173H261V174H263ZM261 174H259L260 176H258L257 178L255 177V179H254V177H253V178H252L253 180H250V179H251L250 177H252V176H250V177L248 176L250 179H249L247 176H246V177L249 179V181H252V182L254 181V183H255V181H263V178H261V177L264 176V175L261 176ZM259 178H260V180H257V179H259ZM248 179H247L246 181H248ZM261 179H262V180H261ZM243 181H245V177H244ZM243 181H241V183H243V184L246 183V182H243ZM256 183H258V182H256ZM177 184H178V186H179V184H180V186H179L178 188H179V191H182V190H180V189H183V188H184V186H185L184 182H182V184H184V185H182L181 183H177ZM243 184H241V186H243ZM168 185H169V184H168ZM170 185H171V184H170ZM175 185H176V184L172 183V186H173L172 188H171L170 186H167V185H166V186H167L168 188H166L165 185H164V186L161 185L160 188H159V184H158V185H156V188L158 187L157 189H156V188L154 189V187H152V188H151V191H152V192L150 191V189H149V191L151 192V194H152L153 192H154L153 194H155V191H156V192H159L160 189H161V187L163 186L162 189L164 190V191H163L164 194H165V192L167 191L166 189H169V190H171V191H172V189H173V191L176 192V191H178V190H176L177 187H175V189H174V186H175ZM181 185H182L183 187H182ZM164 187H165V189H164ZM152 189H154L155 191H153ZM158 189H159V191H158ZM242 189H243V188H239V189H237V190H238V191H237L238 194L235 193L236 191H234V192L231 193L230 195L233 196L234 193H235V194H236L235 196L238 197L240 193L242 194ZM169 190H168V191H169ZM168 191H167V192H168ZM150 192L148 193V192L146 191V192H145L146 195H144V196L146 197L148 194H150ZM163 192H162V194H163ZM167 192H166V194H165L166 196H168V195H167V194H168ZM245 192H247V191H246L245 189H243V194H245ZM145 193H143V194H145ZM176 193L178 194L179 192H176ZM143 194H142V195L139 194V199H143V198H144V197L140 198L141 196H143ZM164 194L161 195L162 197H161L160 195H159L160 197L158 196V197H159V198H158V201H160V203H162V202H163V198L166 197ZM177 194H173V196H175V197L172 196V197L175 198V200H176V201H175V200L172 199V201H175L176 203H175V202H170V201H171V198L169 199L170 195L167 197V199L170 200V201H169L168 203H167L168 200L164 199V201H166V203H167V204H170V205H172V203H174V204H176V205H181V206H182V204H183V205L186 204V203H187L186 200H188V198L186 199V197H185V201L183 202L182 199L180 200V197L178 196L179 194H178V195H177ZM140 195H141V196H140ZM176 195L179 197V201L177 200L178 198H176ZM183 195H184V194L181 195V193H180V196H181V197H184V196H185V195H184V196H183ZM241 196H242V195H241ZM239 197H240V196H239ZM260 197L263 198L264 196L262 195V196H260ZM10 198H11V197H9L8 199H10ZM13 198H14V197H13ZM13 198H11V199H13ZM15 198H16V197H15ZM15 198H14V199H15ZM161 198H162V200H161ZM250 198H251V197H250ZM252 198H253V197H252ZM252 198H251V199H252ZM262 198H261V199H262ZM132 199L134 200V199H136V197H134V198H132ZM132 199H131V200H132ZM159 199H160V200H159ZM261 199H260V202H261ZM133 200H132L131 202H134V203H135V201H136V203H137V202L139 201L138 198H137V200H134V201H133ZM183 200H184V199H183ZM252 200L254 201V203L256 202L255 204H257V203L260 204L261 207L257 204L258 207L261 208L262 210H264V208H263L264 205H262V204L264 203V202H263V201H264V198L262 199V202H263V203L261 202L262 204H261L260 202H257V201H256V200H257L256 198H255V200H254V198H253ZM252 200H251V201H252ZM181 201H182L183 203H182ZM253 201H252L251 203H253ZM151 202H152V203L155 202V204H153L154 206L158 203V202L156 203V201H154V200L150 201V203H151ZM178 202H179V203H178ZM185 202H186V203H185ZM166 203H163V204H166ZM177 203H178V204H177ZM158 204H159V203H158ZM158 204H157V205H158ZM255 233H257V232H255ZM259 233H260V232H259ZM259 233H257V234H258V237H262L261 235H259ZM257 234H255V235L257 236ZM174 249L177 250L178 248H177V249L174 248ZM178 250H179V249H178ZM147 258H148V257H147ZM147 258H146V259H147Z\"/></svg>", "mask_w": 264, "mask_h": 264}, {"label": "trees", "instance_id": "16d2710c", "mask_svg": "<svg viewBox=\"0 0 264 264\" xmlns=\"http://www.w3.org/2000/svg\"><path fill=\"white\" fill-rule=\"evenodd\" d=\"M103 70L108 74H113L115 70L109 69V68H103ZM13 97V96H12ZM17 101V100H16ZM19 105L23 106L22 103L19 102Z\"/></svg>", "mask_w": 264, "mask_h": 264}]
</instances>
